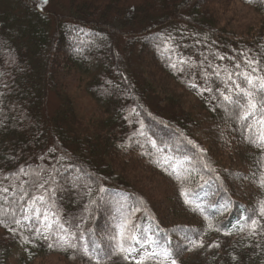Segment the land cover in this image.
Here are the masks:
<instances>
[{"label": "trees", "instance_id": "obj_1", "mask_svg": "<svg viewBox=\"0 0 264 264\" xmlns=\"http://www.w3.org/2000/svg\"><path fill=\"white\" fill-rule=\"evenodd\" d=\"M12 2L0 264H264V0Z\"/></svg>", "mask_w": 264, "mask_h": 264}, {"label": "snow or ice", "instance_id": "obj_2", "mask_svg": "<svg viewBox=\"0 0 264 264\" xmlns=\"http://www.w3.org/2000/svg\"><path fill=\"white\" fill-rule=\"evenodd\" d=\"M46 2V0H45ZM249 64H253L255 63L254 61H248ZM240 75H242L245 79V82L249 85H256L258 86L259 90L264 93V78H257V77H254L252 75H249L247 72L245 73H241ZM241 92L247 97V102H248V107H247V110L244 112V115H243V119L244 120H247L249 119L250 117H255V114L258 110V105L256 102L253 101V93L250 92V91H246L245 89H241ZM225 100H230V97L228 96H225L224 97ZM256 124L259 126L260 128V133H259V141L261 144H264V116H261L259 117L257 120H256ZM251 127L252 126H249V131H251ZM262 185H264V180L261 181ZM0 191L4 192V193H7L8 192V189H0ZM39 199H43L42 197H40ZM255 215V213L253 214ZM247 221H250L251 222V227L253 229H255L257 227V221L255 219H253L251 216L250 217H246L245 218ZM45 239H47V237H45ZM62 239H64L62 237ZM133 240H137L136 237H132ZM200 246H202V242L200 244ZM214 246H218V245H214ZM49 247H52V245L50 244ZM120 251L121 252H127V253H131L132 251H135V248H128V249H125L123 247V245H121L120 247ZM167 255V253H165ZM124 259H128V256H124ZM136 264H143L142 260H139L136 262ZM173 264H175V262L173 261Z\"/></svg>", "mask_w": 264, "mask_h": 264}, {"label": "rangeland", "instance_id": "obj_3", "mask_svg": "<svg viewBox=\"0 0 264 264\" xmlns=\"http://www.w3.org/2000/svg\"><path fill=\"white\" fill-rule=\"evenodd\" d=\"M3 1L5 2L4 5L1 4ZM12 1H14V0H0V6H6V5H8L10 2H11V3H14V2H12ZM245 10H249V9L243 7L242 11H238V13H237V14H240V16H241V20H242L241 23H242V24H247V22H249V21L252 20V18H253V14H252V12H249L248 14L245 13V14L243 15V12H244ZM72 91H74V89H72ZM57 106H58V100H57V98H56V96H55V94H54V95L51 96V98H50V107H51L52 109H54V108L57 107ZM52 109H51V110H52ZM168 202L170 203V201H168ZM137 219H138V217L136 218V216H133L132 219L127 220L126 223L128 224V227H127L126 229L129 230L128 235H132V234H131V229L134 231L135 236L138 235V231H139V229H140V224H138ZM134 233H133V234H134ZM107 241L109 242L108 239H107Z\"/></svg>", "mask_w": 264, "mask_h": 264}]
</instances>
